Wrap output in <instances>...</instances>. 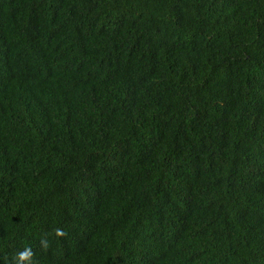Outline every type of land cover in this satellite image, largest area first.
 I'll list each match as a JSON object with an SVG mask.
<instances>
[{
    "label": "trees",
    "instance_id": "1",
    "mask_svg": "<svg viewBox=\"0 0 264 264\" xmlns=\"http://www.w3.org/2000/svg\"><path fill=\"white\" fill-rule=\"evenodd\" d=\"M25 248L264 264V0H0V264Z\"/></svg>",
    "mask_w": 264,
    "mask_h": 264
},
{
    "label": "clouds",
    "instance_id": "2",
    "mask_svg": "<svg viewBox=\"0 0 264 264\" xmlns=\"http://www.w3.org/2000/svg\"><path fill=\"white\" fill-rule=\"evenodd\" d=\"M57 235H62L61 232L57 231ZM42 245L46 248L48 246L47 241H42ZM33 253L31 249L25 248L23 251L17 253L16 264H32Z\"/></svg>",
    "mask_w": 264,
    "mask_h": 264
}]
</instances>
